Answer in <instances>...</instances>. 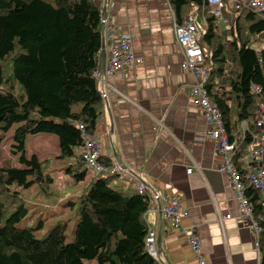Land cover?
<instances>
[{
    "label": "trees",
    "instance_id": "16d2710c",
    "mask_svg": "<svg viewBox=\"0 0 264 264\" xmlns=\"http://www.w3.org/2000/svg\"><path fill=\"white\" fill-rule=\"evenodd\" d=\"M167 2L177 23L187 15L203 19L199 45L208 69L204 87L231 138L264 103V18L246 8L232 9L230 0H222L224 23L203 0ZM100 24L93 0H0V144L14 128L10 154L18 155L14 164L10 158L0 162V264H158L143 246L144 214L150 207L146 191L137 194L114 176L92 178L74 196L76 219L72 239L65 243L63 222L40 239L33 232L42 221L20 227L27 209L17 192L8 189L35 185L47 195L52 184L48 161L25 155L27 136L53 135L57 158L67 161L83 145L81 132L94 136L104 112L94 78ZM249 143L248 137L237 143L239 155ZM100 159L109 164L103 155ZM86 170L80 160L67 165L66 187L82 182ZM244 185L259 228L258 264H264L263 212L258 197Z\"/></svg>",
    "mask_w": 264,
    "mask_h": 264
},
{
    "label": "crops",
    "instance_id": "0c3cea01",
    "mask_svg": "<svg viewBox=\"0 0 264 264\" xmlns=\"http://www.w3.org/2000/svg\"><path fill=\"white\" fill-rule=\"evenodd\" d=\"M93 3L100 11L104 8L103 20L117 34L131 37L133 56L140 59L124 78L105 77L98 61L95 80L105 97L94 138L109 164L145 186L150 207L144 222L155 233L162 264L200 263L184 235L169 230L157 211L151 198L155 191L180 200V227L195 231L201 264H258L252 229L237 223V200L218 171L222 159L204 136V118L192 104L190 90L196 80L182 67L167 0ZM226 215L228 220L218 221Z\"/></svg>",
    "mask_w": 264,
    "mask_h": 264
},
{
    "label": "built area",
    "instance_id": "2783aa9c",
    "mask_svg": "<svg viewBox=\"0 0 264 264\" xmlns=\"http://www.w3.org/2000/svg\"><path fill=\"white\" fill-rule=\"evenodd\" d=\"M207 7L212 10V14L220 23L222 0H203ZM168 4V3H167ZM230 7L234 10L246 8L253 13H257L264 18V0H230ZM172 19L173 37L178 53L182 58V67L189 72L195 81L190 90L192 104L202 114L205 121L204 136L213 142V152L222 159L218 166V171L226 176L225 187L233 192L237 200V223L240 227L250 226L254 236V246L257 250L258 226L252 221V206L245 197V185L255 193L259 199V205L264 217V103L256 106L254 115L249 122H241L231 138L228 137L223 125V121L216 105L209 99L204 82L207 79V68L203 66V55L199 45L200 34L196 26L195 18L187 15L177 23L173 13L170 10ZM103 25V43L106 51L102 74L109 78L117 75L124 78L128 70L134 64H138L140 59L133 56L130 39L126 34H117L116 28L105 23ZM97 73H94L96 79ZM112 90V89H111ZM252 92L256 90L251 88ZM101 97H105L101 94ZM83 145L80 147L77 157L68 160V165L77 160L83 162L87 170H91L96 177L114 176L118 180H127L132 183L137 194H143L146 191L145 186L136 181L130 174L119 168L115 163L105 164L101 161V150L94 136L86 135L81 132ZM249 138L250 143L245 149V154H238L239 141L243 142ZM235 161V163H234ZM236 165L243 166L240 172ZM194 166L186 170L190 174ZM157 203V211L168 224L169 230H176L184 235L185 242L193 252L196 260L201 264L200 248L198 238L193 229H183L180 227L182 217L181 202L176 196H164L160 191L152 193L151 197ZM229 216H224L218 221L228 220ZM264 219V218H263ZM143 246L146 254L155 260L158 264L163 263L160 252L155 245V233L147 229L143 238ZM258 252V251H257Z\"/></svg>",
    "mask_w": 264,
    "mask_h": 264
},
{
    "label": "rangeland",
    "instance_id": "374dc122",
    "mask_svg": "<svg viewBox=\"0 0 264 264\" xmlns=\"http://www.w3.org/2000/svg\"><path fill=\"white\" fill-rule=\"evenodd\" d=\"M196 26L198 33L201 35L204 30V22L200 16H197ZM13 129L8 131L0 144V162L3 159L10 158L14 164L18 156L10 154ZM24 152L27 157L34 154L40 161L47 160L46 173L52 177L53 181L47 195H43L35 185L26 189L15 185L8 187L11 192H17V197L27 209L26 218L19 226L33 227L38 221H42L41 228L33 232L35 238L40 239L56 223L63 222L66 225L64 231L65 243H68L72 239V229L76 219L77 199L74 196L81 192L86 183L91 178L96 177V175L91 170H86L82 182L66 187V182L70 179L64 171L68 165V161L57 158L56 138L50 134L27 136L24 142ZM69 200L74 202V205H67L66 202H69Z\"/></svg>",
    "mask_w": 264,
    "mask_h": 264
},
{
    "label": "water",
    "instance_id": "95a60500",
    "mask_svg": "<svg viewBox=\"0 0 264 264\" xmlns=\"http://www.w3.org/2000/svg\"><path fill=\"white\" fill-rule=\"evenodd\" d=\"M100 16H101V19H103V17H104V8L101 9ZM102 31H103V25L101 23L100 24V37L101 38H100V50H99V66H100L99 68H101V70L103 69V64H104V43H103ZM113 159L116 160L115 157ZM156 248H157L158 251L160 250L158 245L156 246Z\"/></svg>",
    "mask_w": 264,
    "mask_h": 264
}]
</instances>
